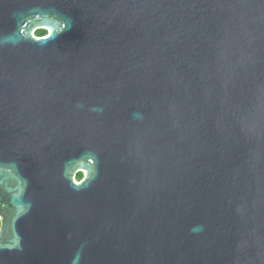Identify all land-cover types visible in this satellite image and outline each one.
Listing matches in <instances>:
<instances>
[{"label":"water","instance_id":"obj_1","mask_svg":"<svg viewBox=\"0 0 264 264\" xmlns=\"http://www.w3.org/2000/svg\"><path fill=\"white\" fill-rule=\"evenodd\" d=\"M0 264H264V0H0Z\"/></svg>","mask_w":264,"mask_h":264},{"label":"trees","instance_id":"obj_2","mask_svg":"<svg viewBox=\"0 0 264 264\" xmlns=\"http://www.w3.org/2000/svg\"><path fill=\"white\" fill-rule=\"evenodd\" d=\"M34 35L37 37H42V36L46 35V31L45 30H37V31H35ZM76 179H79V177H77Z\"/></svg>","mask_w":264,"mask_h":264},{"label":"flooded vegetation","instance_id":"obj_3","mask_svg":"<svg viewBox=\"0 0 264 264\" xmlns=\"http://www.w3.org/2000/svg\"><path fill=\"white\" fill-rule=\"evenodd\" d=\"M45 31L47 34L48 33L47 29ZM82 176H83V171L82 172L80 171L79 173H77L76 178L79 177V179H77V180H80L82 178Z\"/></svg>","mask_w":264,"mask_h":264}]
</instances>
